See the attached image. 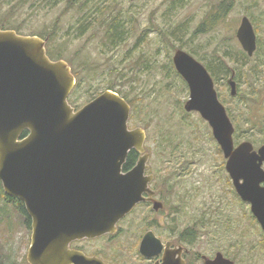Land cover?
<instances>
[{"label": "rangeland", "instance_id": "rangeland-1", "mask_svg": "<svg viewBox=\"0 0 264 264\" xmlns=\"http://www.w3.org/2000/svg\"><path fill=\"white\" fill-rule=\"evenodd\" d=\"M221 1L108 0L128 20L131 35L119 47L107 49L101 29L75 34L79 13L68 0H0V22L20 28L25 36L55 35L45 49L61 50L69 69L80 72L81 83L68 97L74 109L113 86L135 106L129 130L145 132L147 169L155 176L153 188L162 208L154 212L138 205L118 222L113 237L73 244L87 255L111 264H151L138 253L142 236L151 230L162 242L183 247L188 264H204L217 253L234 264H264V233L249 205L236 195L208 125L183 110L189 92L172 63L176 50L202 64L220 59L230 74L215 89L233 118L234 134L241 136L238 143L250 142L255 149L264 144V0H233L212 29L196 33ZM242 17L251 22L261 49L240 66L224 53L243 52L236 39ZM232 75L233 97L227 85ZM166 137L171 146L163 143ZM3 194L0 183V264H28L31 230ZM187 228L196 233L190 245L180 241Z\"/></svg>", "mask_w": 264, "mask_h": 264}, {"label": "water", "instance_id": "water-1", "mask_svg": "<svg viewBox=\"0 0 264 264\" xmlns=\"http://www.w3.org/2000/svg\"><path fill=\"white\" fill-rule=\"evenodd\" d=\"M236 39L252 57L256 35L247 17ZM172 63L188 87L184 111L197 112L210 127L236 194L264 232V144L235 146L233 125L205 67L183 50L174 52ZM74 85L67 63L49 60L43 40L0 30V182L31 220L28 264H107L70 244L115 233L117 223L145 201L143 196L153 195V177L144 175L145 132L129 130V105L106 90L74 111L67 102ZM228 85L235 96L233 75ZM131 150L141 156L123 172ZM161 208L153 201L154 211ZM164 250L162 264H184L181 249L170 250V243L163 244L152 231L138 248L146 259ZM204 264L234 263L217 253Z\"/></svg>", "mask_w": 264, "mask_h": 264}, {"label": "trees", "instance_id": "trees-1", "mask_svg": "<svg viewBox=\"0 0 264 264\" xmlns=\"http://www.w3.org/2000/svg\"><path fill=\"white\" fill-rule=\"evenodd\" d=\"M232 2L233 0H222L221 3H219L217 8L215 9V11L212 12L209 15V17L203 20V22L199 25V27L196 30V33H204L212 29L223 18V16H225L226 13L229 12L232 6ZM68 4L70 6L72 5V7L77 9L79 13V19L77 20L76 23V25L77 24L78 25L77 27L73 28L75 30V34L77 35L86 34L89 30L92 29L94 30L96 28L101 29L102 31L100 35L101 36L100 40L102 41L103 46L106 47L107 49L119 47V45L123 44L128 39V35L129 36L131 35V29L127 27V24L129 23L128 20H126L123 14L117 11L115 7L111 5V2H108V0H68ZM19 29L20 28L18 27L10 26V24L5 20H2L0 22V30H13L17 34L22 35ZM26 36H35V35L28 34ZM54 36L55 35L51 36L50 34H48L43 37L40 36L37 37L44 40L45 42L48 41L47 43L48 45L52 40V38H54ZM257 48L259 50L261 49L259 41L257 43ZM46 55L49 57L51 61L65 60L61 50L54 52L52 49L50 50L48 46H46ZM224 57L231 59L232 61H235L240 66H242V64H244L247 60H249L248 56L244 52L238 53L236 54V56H232L228 52H225ZM70 62H71L70 64L73 65L71 60ZM222 63L223 62H221L220 59L214 60L210 63H206V62L203 63L207 71L210 73L215 84H218L219 82L221 83L230 74L228 68ZM71 72L75 77V79L77 80L74 87L75 88L79 87L81 83L80 72L76 71L74 68L71 70ZM174 73L176 74L175 71ZM104 90H112L117 94H119L123 99H125V97L119 91H115L113 86H107ZM99 94L95 93L96 96H98ZM95 97H93L92 99H94ZM126 102L134 111L135 106L131 102H128L127 100ZM132 110L130 112V118H129L130 121L134 119V114ZM226 110L228 116L233 122L232 120L233 118L229 112V109L226 108ZM26 135L27 132L25 131L22 134V138L26 137ZM233 138L236 144L239 142L241 136L237 134L235 131ZM163 143H165L166 145L169 144L171 146V142L168 137L163 138ZM137 157L138 154L134 150L128 153L126 161L123 165L124 172L130 170L135 165ZM3 195L6 202L8 203L11 202L15 204V208L17 212L24 221V225L27 227L28 230H31V220L24 209L23 203L16 198L8 197L5 194ZM195 239H196V233L194 228H187L180 234V241L184 244L190 245L192 242H194ZM72 248L81 250L77 247H74L73 245ZM92 256H97V255L95 254Z\"/></svg>", "mask_w": 264, "mask_h": 264}, {"label": "flooded vegetation", "instance_id": "flooded-vegetation-1", "mask_svg": "<svg viewBox=\"0 0 264 264\" xmlns=\"http://www.w3.org/2000/svg\"><path fill=\"white\" fill-rule=\"evenodd\" d=\"M201 63V62H200ZM202 64V63H201ZM203 65V64H202ZM204 66V65H203ZM174 67V66H173ZM174 69H175V67H174ZM177 74V73H176ZM179 76V75H178ZM180 77V76H179ZM181 78V77H180ZM182 79V78H181ZM233 79H234V76H233ZM183 80V79H182ZM183 82H184V84L186 85V87H187V84L185 83V81L183 80ZM215 84V83H214ZM227 84H228V81H227ZM188 88V87H187ZM189 92V91H188ZM216 93H217V97H218V100H219V93H218V91L216 90ZM231 96V95H230ZM219 102H220V100H219ZM226 109V108H225ZM226 112H227V110H226ZM191 113H195V114H197L198 116H199V114L198 113H196V112H191ZM190 113V114H191ZM228 115V114H227ZM200 117V116H199ZM201 118V117H200ZM230 118V117H229ZM206 123V122H205ZM206 125H207V123H206ZM138 158V157H137ZM145 174V176H152L153 177V183L155 182V176L150 172V170L149 169H147V171L144 173ZM153 183L150 185V190L153 192V195L152 196H147V195H144L143 197L145 198V201L144 202H142L141 203V206H146V207H150V208H152L153 207V201H156V202H159V203H161L158 199H159V197H160V195H159V197H158V194H157V192H156V189L155 188H153ZM162 204V203H161ZM158 238V237H157ZM159 239V238H158ZM162 242V241H161ZM163 244H166V243H168V242H162ZM72 246V245H71ZM174 249H181V255H180V257H181V259L184 261V264H188L187 262H186V260L184 259V255L183 254H185L184 252H185V249L183 248V247H181V246H179V247H174L173 245H171L170 244V250H174ZM164 252H165V250L164 251H162V253L161 254H159L158 256H156V257H154V258H151V259H146V258H144V257H142L143 259H145V260H148L149 262H151V264H155V263H157V264H162V262H163V258H164ZM177 258V256L175 255V259ZM173 260H174V258H173Z\"/></svg>", "mask_w": 264, "mask_h": 264}]
</instances>
